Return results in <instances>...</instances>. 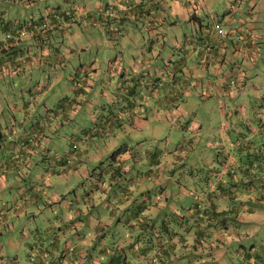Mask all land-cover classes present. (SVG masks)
Wrapping results in <instances>:
<instances>
[{"label":"rangeland","instance_id":"obj_1","mask_svg":"<svg viewBox=\"0 0 264 264\" xmlns=\"http://www.w3.org/2000/svg\"><path fill=\"white\" fill-rule=\"evenodd\" d=\"M117 1L36 0L34 3H27L22 7L20 5L16 11L12 7L14 15L17 17H37L40 13L45 15L56 8L67 11V17L61 23L62 30L52 29L49 34L42 35V38L30 37L25 40L26 43H29L31 53L38 52L37 56H43L41 53L44 50V45H47L51 50L57 45L63 49V44L74 42L77 44L73 46L72 54L67 57L73 58L75 54L73 52L77 51L80 55L78 57H82L84 60L91 56L89 49H81L85 48L86 42L94 39V41L91 40L92 43L96 41L101 44L99 49H92V56L110 60L109 63L105 62L102 67L105 72L110 71L114 80L112 83L105 84L106 95L98 94V92L102 93L104 89L99 86L98 91L93 93L92 99H97L94 102L105 106V113L119 100L115 92L120 90L119 87L123 83V73L121 74V72L124 70L121 72L119 70L113 71L115 65L119 67V59L118 62H112V57L120 49L121 40L119 38L121 35L116 34L117 36L114 38L107 36L112 47L109 50L103 46L102 36L104 34L83 32L84 28L92 27L95 29L97 27V24L93 23V18L98 19L106 26L112 25L117 29L119 21L113 18L115 10L118 9ZM250 1L252 2V0H239L237 2L234 0H202V3L199 2L202 7L198 11L202 16L203 27L205 29H210L212 26L216 28L218 24L223 27L227 26V15L236 16V18L234 17L235 20L243 17L247 22L253 24V32L259 36V40L262 42L264 40V0H255L257 3L254 6ZM107 2L108 4H105ZM231 2L235 3L233 8H231ZM193 6L192 4V9ZM84 9H90V13L78 12ZM95 9L103 12H96ZM237 21L239 20L237 19ZM188 22L186 21V25L183 26L177 25L173 29H164L166 39H170L173 37L172 34L176 33L175 35L180 40H185L183 31H187L191 36L199 35L194 26L189 28ZM140 27H142L140 34L146 35L142 23H140ZM168 39L165 43L162 41L161 43L144 42L137 49H134L133 53L128 48L121 49L122 53L118 56L122 58L125 63L123 66H127L130 72L132 70L137 71V67L134 66L133 62L131 65L129 62H125L128 57L134 58L135 64L139 67L144 65L148 67L151 65L161 66L164 61L168 63L167 60L172 59L175 50L178 51ZM228 51V58L231 60L232 50L228 48ZM255 60L254 63L249 62L247 64H245V59L243 60L244 63L241 68L244 69L246 75L244 77L240 73L237 74L236 82L233 83H229V79L225 78L221 74L222 72L215 75V71L212 70L211 74H213L214 79L221 83L224 81L222 92L217 93L209 85L205 95L203 90L205 86L202 87L201 84L195 86L192 82L185 96L176 97L178 100L175 101L177 105L175 111L166 113L159 104L156 112L155 103L150 104L142 113L144 117L140 118L142 122H138L132 127L128 120H126L125 126H122V122L116 121L112 130L98 126V132L93 131L85 139L82 133L84 126L93 128L95 124L84 113L85 110L80 108L79 113L75 115L76 120L62 124L56 132L46 129L52 138L48 143L47 157L36 160L39 155L31 153L32 171L25 179L29 176L36 181L46 179L47 182L51 183V186H46V191L42 193V197L37 202L30 203L26 207L28 212H25L24 215L20 217L11 215L9 217L13 221L12 226L1 228L3 234H0V264H11L12 259H14L13 255L19 253L16 247L25 251L29 250V244L23 239V236H27L29 233H31L30 241L34 243H38L42 237L52 238L55 233H58L60 238H64L63 233L72 232L75 229L70 224L78 218V213L82 223L88 221L86 218L84 219L83 214L90 210L89 213L87 212L89 220L94 216H100L102 220L108 221L110 217L108 209L105 208L108 197L104 195L105 191L95 187V183L99 182L104 188L108 187L109 182L106 176L104 177L103 172L109 168V163H113L110 153L124 144L127 145V153H120L117 159L126 165L127 174L125 177L127 180L136 179L138 181L135 174L147 170L150 171L149 177L157 178L158 176V181H160L156 184H153L151 179L133 181L129 186L133 190L138 186L144 187L152 184L153 187L156 186L157 192L153 193L157 195L156 198L160 203L159 213L176 221L188 216L189 212L191 213L193 209L190 202L191 198L205 197L206 194L215 190L216 186L211 188L209 184L215 183L220 178V171L224 169L230 172L235 170L238 176L237 181H235L229 173L224 172L223 180L228 181V183L243 188L250 185L260 188V184L264 183V122L262 124L260 122V120L264 121V42L257 46ZM48 67L49 64H45L43 61L41 63L35 61L29 65L25 64L24 68L19 71L14 69L12 87L10 84L6 86V83L0 79V90L5 91L10 87L15 96L19 94L17 90L20 89V86L27 88L30 84L36 89L41 87L42 93L36 91L35 106L30 103L27 110L32 116L37 111L35 107L39 105L38 110L42 112V98H47L48 102H51L56 94L63 89L65 83H70L63 77L60 87L54 81V85L51 84L53 89L46 91V80L49 76L50 78L55 77V74L51 73L52 71H46ZM187 67L199 74V76L193 74V77L206 80L208 72L200 64L194 65L188 62L184 71H187ZM71 74L75 76V71L72 70ZM95 75L91 73L92 77ZM101 76L103 73L98 75V77ZM97 82L100 83V81ZM83 88L88 90L87 86H83ZM15 101L16 104H22L20 96H16ZM137 101L139 102V99ZM125 110L124 115L128 113L129 109ZM9 114L10 111L7 110L2 117L4 118ZM17 114L20 113L17 112ZM258 127H261V130H258ZM65 132L81 137L79 141H72V145H70L77 149L80 147L79 150L81 151L78 153L74 150L70 153L74 162V166L71 165L74 171L71 172L66 169L61 173L50 172L49 170L46 172L43 167H50L49 163L52 164L53 155L64 156L71 148L68 139H64ZM40 151L43 153V149ZM151 152L155 155L154 159L156 158L152 163ZM228 157L234 160V165L232 161L225 163ZM251 161L252 164H250ZM239 164L249 166L248 175L237 168ZM87 170L88 173H86ZM25 179L21 178L16 182L23 183ZM161 186L163 187L161 188ZM259 190L261 191V188ZM1 193L4 194V191ZM182 198H185L186 201ZM110 203L113 204L114 202L111 201ZM112 204L110 205L113 206ZM223 205H226L224 208L227 210L222 211L218 217L223 218V221L226 222L225 225H222L223 228H219L221 229L220 236H223L221 240L217 242L214 238L210 241L203 238L198 247L195 248L192 239L189 238L185 253H190L192 257L189 262L186 260L188 258L186 255L181 257L179 260L181 263L240 264L243 256L246 258L254 257L259 264L264 263V194L261 199L257 191L252 193L250 197L239 193L233 203L231 201L229 203L224 202ZM228 205H234L235 208L233 206L230 209ZM8 206L10 208L9 203ZM69 207L72 208L71 211L68 210ZM115 211L118 214L121 210L118 207ZM122 227L118 223L116 229L121 231L123 230ZM75 233L76 231L73 232L74 237ZM73 235L69 233L68 236L72 241L75 240ZM99 244V242L96 243L97 246ZM193 256L198 258L195 259ZM30 259L32 260V257ZM16 260L18 264L29 263L26 256H19Z\"/></svg>","mask_w":264,"mask_h":264},{"label":"crops","instance_id":"obj_2","mask_svg":"<svg viewBox=\"0 0 264 264\" xmlns=\"http://www.w3.org/2000/svg\"><path fill=\"white\" fill-rule=\"evenodd\" d=\"M199 2L202 3V0H118V9L115 10V15L113 17L119 21L117 23V29L112 27V25L106 26L102 24L96 18H93V23L97 24L95 29L92 27L84 28L83 33L104 34L102 36L104 40L103 46H106L109 50H111L112 47L107 36L109 35L114 38L117 36L116 34L121 35L119 38L121 40L120 49L117 50L119 54H114L112 62H118L117 60L119 59L120 64L117 63L119 67L115 65L113 71L117 72L119 70V72H121V70H124L121 72V74L123 73V83H121L119 87L120 90L115 92L119 100L116 104L113 103V107L107 109V113H105V106H101L94 102L97 99L93 100L92 97H94L93 93L98 91L97 89H99V86L104 89L102 93L98 92V94L106 95L107 89L105 84L112 83L114 79L112 75H110V71L105 72L102 67L105 62L109 63L110 60L103 57L92 56V49H99L101 46L99 42L95 41L92 43L91 40L94 41V39H90V41L86 42L85 48H81L82 50H90L91 56L86 57L84 60L82 57H78L80 55L77 51L73 52V54L75 53L73 58L67 57L69 54H72L74 50L73 46L77 43L70 42L69 44H63V49L61 46L57 45L53 47L52 50L47 45H44V50L41 53L43 56H37L38 52L31 53L29 43H26L25 40L12 48L9 59L0 60V79L6 83V86L10 84L12 87L11 81L14 77V69L19 71L24 68L25 64L29 65L35 61H39L40 63L43 61V63L49 64L50 68L48 67L46 71H52L51 73L55 74V79L49 76L46 80V91H51L53 89L51 84L54 85V81L60 87L63 77L66 81L70 82L65 83L63 89L56 94V97L52 99L51 102H48L47 98H42L43 111L40 112L38 110L39 105H37L35 107L37 111L32 116H30V112L27 108L30 103H33L35 106L36 100L34 99L36 98V93L43 92L41 87L36 89L30 84H28L30 88L20 86V89L17 90L19 94L15 96L14 91L10 87L5 91L0 90L1 235L3 234L1 228L13 225V221L9 218L11 215H17L18 217L24 215L25 212H28L26 207L30 203L37 202L42 197V193L46 191V186H51V183L47 182L46 179H38L39 181H36L32 180L30 176L25 179L26 176L31 173L30 171H32L31 153L39 155L36 160L40 158L46 159L47 157L46 152L49 148L48 143L52 138L48 135L46 129L56 132L62 124L76 120L75 115L79 113L80 108H83L85 110L84 113L88 115L90 121H93L95 124L93 128L87 126H84L85 128L83 127L82 133L85 136L84 138L87 139L86 136L90 133L92 134L93 131L98 132L99 127L112 130L116 121L122 122V126H125V122L128 120V122L131 123V127L137 125L138 122L141 123L142 121H140V118H144L142 113L153 103L156 105V112L158 111L159 104L164 108L163 111L166 113L175 111L177 106L175 101L178 100L176 97L180 95L185 96L192 82L195 86L197 84H201L202 87L205 86V89H203L205 95L207 94L209 85L214 91H217V93L222 92L224 89L222 83L224 81L221 83L217 79H214L213 74H211L212 70L215 71V75L222 72L221 74L227 79L231 74L236 77L239 73L245 77V71L241 68L244 63L243 60L245 59V64L250 61L254 63L256 61L255 53L257 51V46L263 43L264 40L262 42L259 40V36L253 32V24L247 22L243 17L240 19L237 18L239 20L237 21V19L235 20L236 16H234V18L227 15L228 25L224 27L227 31L225 36H221L213 26L210 29H205L202 24L201 13L198 11V9L202 7L199 5ZM256 3L257 1L255 0L251 2L253 6ZM192 4L194 5L193 9ZM95 10L96 12L100 11L99 9ZM107 10L104 11L106 12ZM78 12L88 14L90 9H84ZM92 12L96 13L95 11ZM59 18L52 23L54 26L52 29L61 30V28H63L61 23L64 22L63 20L66 18V15ZM186 21H189V28H193L194 26L197 29V34L199 35L191 36L187 31H183L185 40H180V38L175 35L176 33L172 34L173 37L170 39L167 38L178 50L177 52L175 50L172 59L169 58L167 60L169 61L168 63L164 61V64L157 67L153 65L148 67L142 64L144 66L139 67L135 64L134 58L131 59V57H128L125 59V62H129L130 65L131 62H133L134 66L137 67V71L132 70L130 72L127 66H123L125 63L122 58L118 56L122 53L121 49L128 48L131 53H133L134 49H137L140 44L147 41L150 43H161V41L165 43L167 40L165 30H167V28L173 29L177 27V25H186ZM140 23L143 24L146 35L140 34L142 28L140 27ZM52 29L49 31L51 32ZM236 34L240 35L238 39L236 38ZM228 48L232 50L231 60L228 58ZM188 62L194 65L200 64L202 68L208 72L205 81L196 76L193 77V74L197 76H199V74L194 73L190 67H187V71H184ZM72 70L75 71V76H72ZM91 73L96 75L92 77ZM101 73H103V76L98 77ZM17 74L19 73L17 72ZM97 81H100V83ZM83 86H87L88 90L84 89ZM26 95H28L27 98ZM16 96H20L22 104H16ZM136 98L139 99V102ZM182 100H184L183 97ZM89 107H91V109H89ZM125 109L129 110L128 113L124 115V112H126ZM138 109H140V111H138ZM7 110L10 111V114L3 118L2 115ZM17 112L20 114L18 115ZM125 116H127V118H125ZM69 129H71L70 126ZM59 135H61V133H59ZM64 136V139H68L69 147L72 141H79L81 138L77 134L66 132ZM78 148L80 149V147ZM41 149H43V153H41ZM79 149L76 150L78 153L81 152ZM59 158L60 157L56 158L53 156L52 164L49 163L50 167L48 168L45 166L43 169L46 172L49 170L50 172L61 173L63 167L66 166L65 170L74 171V169H72L74 166L73 159L71 163L66 165L64 160H60ZM231 161L234 165V160H232V158L229 159V157L226 159L225 163ZM237 168L240 171L243 170V166L240 164L237 165ZM123 171V180L126 185L124 188H119L118 192L114 191L109 185L106 190H104V195L108 196L106 202L109 204L111 201L115 202V200H117L121 209H128L130 206H138L141 208L139 223L143 234L140 235V238L135 239V241L134 238L127 239V242H134L133 247L130 248L129 251L138 249L140 246L144 245L147 237H150V234H147L148 232L146 233L145 231L150 230L152 231L151 236H153L151 241L153 242V247L155 246L153 249L157 248V250H155V256L158 258L159 252H167V248L171 243L180 244L181 234L179 230L181 231V228L179 226L183 223L185 218L176 221L171 217L162 216L159 213V209H161L159 206L160 203L156 198L157 195L153 193L157 192V188L156 186H152L156 184V182H160L158 181V176L154 179L153 176L150 177V179L153 180L151 186H138L133 190L129 184L137 180L132 179L128 181L127 177H125V174H127L125 167ZM224 172L229 173L235 181L238 179L235 170L232 172L226 169L220 171V178L217 179L215 183L209 184L211 188L213 186L217 187H215V192L218 196L223 198L224 196L227 197L228 194V196L234 195L237 197V194L241 192V194H244L246 197H250L252 193L257 191L260 198H263L262 193H264V187H262L260 191L259 187L251 185L246 188H241L234 184H230L228 181L223 180ZM86 173H88V170ZM135 176H137L138 181L147 178L146 174L141 172L139 175L135 174ZM21 178L25 179V181L23 183H17L16 181ZM253 178H255V176ZM162 187L163 186H161V188ZM1 191H4V194H2ZM182 199L185 200V198ZM195 201H197L195 197L191 198V207L196 206ZM8 203L10 204V208ZM168 206H170V203H168ZM68 210L71 211L72 208L69 207ZM97 212H99V210H97ZM159 215L160 217H158ZM86 220L88 221H83V223L82 220L79 219L73 220L74 222L70 225H73L75 229L72 232L63 233L65 236L64 238H60L58 233H55L52 235V238L42 237V240L38 241V243H34L31 242L29 238L31 233L27 236H23L24 242L29 244V250L25 251L16 247L19 253L13 255L14 259H12L11 264H16V259L19 256H26L29 259V263L23 262L22 264H57L56 261H50L48 258L50 255H53L55 259L61 260L62 258L60 259L56 256L62 248L68 251L66 254L67 257H69L68 260H71V258H73L72 261L76 262L78 259L83 260V255H87L99 232L95 225L97 223L98 225L102 223L98 216H94L91 220H89V218ZM84 224H86V227H84ZM129 229L135 232L139 231V229L133 226ZM75 231L74 237L73 232ZM36 232L38 233L39 231ZM69 233L75 238L74 241L68 238ZM22 234L24 235V233ZM214 234L220 237L219 234ZM188 239L186 242H188ZM187 247L188 244H185L182 249L185 250ZM153 249L151 252H154ZM137 254H139V252ZM30 257H34V259L31 260ZM143 258H145V255L139 254L135 259L140 261ZM242 262L259 264L254 257H244ZM154 264L162 263L158 260Z\"/></svg>","mask_w":264,"mask_h":264},{"label":"trees","instance_id":"obj_3","mask_svg":"<svg viewBox=\"0 0 264 264\" xmlns=\"http://www.w3.org/2000/svg\"><path fill=\"white\" fill-rule=\"evenodd\" d=\"M35 1L36 0H0V60L9 59V57L11 56L10 53L12 48L17 44L23 42V40H26L30 37L42 38V35H47L48 31L54 27L52 24L54 20L57 21L59 17L67 15V11L65 12L64 10H59L58 8L47 12V14L45 15L40 13V15H38L37 17H17L16 15H14V11L18 10L17 7H19L20 5L22 7L27 3L31 4ZM234 1L237 2L239 0ZM17 3H19V5H16ZM105 4H108V2ZM234 4V2H231V8L234 7ZM12 7L15 9L14 11ZM62 29L63 28H61V30ZM251 62L252 61H250V63ZM228 79L229 83L236 82V77H234L232 74ZM260 122L262 124V122L264 121L260 120ZM258 130H261V127H258ZM70 147L71 148L68 150L69 155L65 154L66 156H61L55 154L53 156H55L56 158L60 157L59 159L64 160V163L66 165L71 163L72 157L70 156V153H72L74 150L76 151L77 148H73L72 146ZM123 152H127V145L125 144L114 149L110 153L113 163H109V168L105 169V171L103 172L104 177L106 176V178L108 179L109 185L113 188L114 191L117 192L119 191V188H124V186L126 185L123 180V169L125 165H123V163L119 162L120 160L117 159V156ZM150 154L152 163V161H155L156 158L154 159L155 155H153L152 152ZM250 164H252V161ZM65 168L66 166L63 167L62 171H64ZM243 171L245 175H248L249 166H243ZM243 171L241 172L243 173ZM140 172L146 174V179H150V171H139L137 174L139 175ZM146 179L144 178L143 181H146ZM95 187L101 188V191L106 190V188H104L102 184H99V182L95 183ZM262 187H264V183L260 184L261 189ZM263 194L264 193H262V195ZM235 199H237L236 196H228V194L227 197L224 196L223 198H221L216 194L215 190L206 194L205 197H195V200H197L195 201L196 206L192 207L193 209L190 215L184 217L185 219L183 223L179 226L181 228V231L179 230V233L181 234L180 244L177 245L175 243H171L167 248V252H159V255L157 256L158 258H156L155 256V250H157V248L153 249L155 246L153 247V242L151 241L153 236H151L152 231L150 230H144L146 233L148 232L147 234H150V237H147L144 245L140 246L138 249H132L129 251V249L133 247L134 242H127V239L134 238L135 241V239L140 238V235L143 234L140 229L141 225L139 223V218L141 217L139 213L141 212V208H139L138 206H130L128 209H121L117 200H115L113 204H108V202H105V208L108 209L110 219L108 221H104L100 216H98L100 222H102L99 225L98 223L95 225L99 232L96 235L95 240L91 245V249H89L87 255H83V260L78 259L77 262L72 261L73 258H71V260H68L69 257H67L66 255L68 251L64 248L60 249L58 255L56 256L60 259L62 258L63 260L55 259L53 255H50L48 260L56 261L57 264H154L158 260L162 264H183L179 261L181 257L186 255V257H188L186 259L188 262L192 257L190 253H185L186 249H182L185 244H188V242H186L188 238L192 239V244L195 248L198 247L199 242L202 241L203 238L209 241L214 238L217 239V242L221 240L222 236H215L214 233L220 235L221 229L219 228H221L222 225H225L226 222L223 221V218L220 219L218 217H220L219 215L226 209L224 208V206L226 205H223V203H229L230 201L233 203ZM110 204H112L113 206H111ZM115 204L116 206H114ZM233 206L234 205H230L229 208L231 209L233 208ZM118 207L121 211L117 214L115 209ZM90 211L87 212L89 213ZM87 212L83 214L84 219L89 218L87 216ZM77 217V219H79V214ZM118 223L123 226V230L120 231L116 229ZM131 226L139 229V231L135 232L130 230L129 228ZM98 242L100 244L97 246L96 243ZM152 249L154 250V252H151ZM136 252L145 255V258L137 261L135 258H137L139 254H137ZM244 257L245 256H243L240 260V264H250L242 262ZM193 258L197 259L198 257L193 256ZM33 259L34 257L32 258V260ZM192 264H202V262Z\"/></svg>","mask_w":264,"mask_h":264},{"label":"built area","instance_id":"obj_4","mask_svg":"<svg viewBox=\"0 0 264 264\" xmlns=\"http://www.w3.org/2000/svg\"><path fill=\"white\" fill-rule=\"evenodd\" d=\"M216 30H217V32H218L221 36H225L226 33H227V31L225 30V28H224L222 25H220V24H218V25L216 26ZM236 37L239 38V34H236Z\"/></svg>","mask_w":264,"mask_h":264}]
</instances>
